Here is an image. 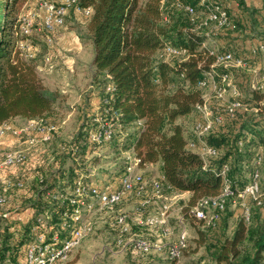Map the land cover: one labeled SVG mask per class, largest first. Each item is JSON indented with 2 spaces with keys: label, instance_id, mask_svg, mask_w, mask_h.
Masks as SVG:
<instances>
[{
  "label": "trees",
  "instance_id": "1",
  "mask_svg": "<svg viewBox=\"0 0 264 264\" xmlns=\"http://www.w3.org/2000/svg\"><path fill=\"white\" fill-rule=\"evenodd\" d=\"M26 1L0 0V125L11 124L18 117L46 118L53 122L51 118L58 92L46 86L36 63L24 58L18 48L22 24L20 12ZM235 1L240 5L245 2ZM171 2L174 9L180 8L181 13L190 15L192 13L186 9L187 6L194 8L195 13L199 6L207 7L209 3H202L201 0ZM213 2L226 9L223 0ZM79 4L83 8H92L87 29L93 47V82L99 86L101 96L98 113L93 117L96 122L92 120L89 125L84 120L82 123V128L87 131L83 138L87 140V150L106 147L118 138L112 148L118 149L120 155H127L120 162L118 172H110L111 179L116 180L117 184L126 171L129 156H137L142 164L159 163L157 180L162 184V189L190 193L183 219L185 224L189 220L200 224L196 225L195 243L197 247L205 248L212 264H264V217L261 216L264 213L261 185L264 92L253 90L251 98H239L247 108H235L233 114L228 109L224 110V114L220 113L222 121L204 135V139L216 150L215 155L206 159L190 146L184 127L178 123V119L191 114L198 104L206 102L201 81L207 83L213 79L221 82L225 74L231 76L229 67L217 61V55L221 52L235 54L228 49L232 46L218 49L208 47L206 36L193 28L191 20L175 17L163 0H79ZM253 11L257 18L264 17L261 9ZM240 16L238 20L229 16L235 30L245 22L242 14ZM169 48L177 50V53L170 52ZM253 49L252 55L264 53L263 49L257 52ZM242 60L247 64L252 62L250 58L242 57ZM103 125L111 126L113 134L109 139L97 142L92 134L102 129ZM132 125L136 128L133 134L122 131V128ZM117 131L121 133L117 135ZM53 139L44 143H50ZM80 152L82 148L78 135L73 142L65 143L64 156L68 155L72 164L69 168L61 166L57 169L61 178L56 176L51 181L50 177L37 173L36 182L29 187L19 178L10 177L5 181L0 191L3 197L0 206L7 205V210H0V263L8 260L28 264L27 248L41 235L50 240L60 230L61 237L64 231L68 232L65 237L68 236L76 207L72 201L75 183L80 177H85L84 173L79 172L82 169L78 160ZM259 156H262L260 163ZM94 162H98V159ZM224 166H228L226 176L221 173ZM256 171L260 173L259 185L262 190L260 202L254 200L257 213L254 216L249 208L250 219L247 221L244 208L243 215L236 219L233 231L228 234L224 216L227 202L230 197L238 196ZM86 181L114 186L107 180L93 182L86 178ZM226 182L234 194L226 200L224 209L214 210L219 217L210 224L194 218L190 209L203 197L219 195ZM151 186L152 183L147 185V189ZM25 189L36 192V197L22 195L17 198V194H22ZM146 193L142 196L132 193L138 198L137 205ZM11 198L17 199L9 205ZM152 203L146 207L144 215L148 214ZM27 207L33 208V212L26 221L19 223L12 218L13 212ZM3 220L7 221L6 225L1 224ZM175 224L174 229L176 227L178 232L172 242L177 241L181 230L179 218ZM138 229L162 235L158 226L145 225ZM247 240L250 242L249 248L245 246ZM118 244L122 246L119 240ZM188 244L189 234L182 255ZM126 247L132 249L131 245ZM166 253L171 261L179 260L171 258L167 247Z\"/></svg>",
  "mask_w": 264,
  "mask_h": 264
},
{
  "label": "rangeland",
  "instance_id": "2",
  "mask_svg": "<svg viewBox=\"0 0 264 264\" xmlns=\"http://www.w3.org/2000/svg\"><path fill=\"white\" fill-rule=\"evenodd\" d=\"M53 1L61 2L62 0ZM163 2L170 10V13L171 10L174 12L175 17L182 18L184 21L191 20L193 28L206 36L205 43L208 47L218 49L228 45L232 46L228 49L235 54L233 60L227 63L231 73V82H226L225 93L222 96L217 93L213 79L203 86L205 101L213 115L224 114V110L236 98H251L253 90L264 92V53L260 52L256 55L251 53V49L258 46L259 42L264 43V17L258 19L255 11H253L255 8L248 5L246 0L242 5L237 4L235 0H223L230 17H235L238 20L241 18L240 14H242V17L245 18V22L240 19L243 24L241 23L239 28L235 30L234 26L221 24L219 20L212 18L214 13V8L212 7L209 9L208 7L199 6L196 12L190 15L186 12L181 13L180 8L174 9L171 6V0H163ZM204 2H207V0ZM209 2L214 3L213 0H209ZM45 14L46 9L39 3V0H27L24 3L20 17L27 16L31 18L33 26L29 35L23 34L22 30H20L18 48L24 58L32 60L42 68L38 71L46 86L58 92L51 120L58 125L59 129L51 143L43 144L31 149L30 152L28 151L26 163L0 169V191L5 185V181L15 176L24 180L27 187L31 186L33 183L29 182L28 184L27 179L24 177L28 168H32V170L38 169V171L46 172L47 174L50 173L51 164L55 160L53 158L61 156V153L58 152V144L73 142L77 135L82 148L80 157H78L82 167L79 172L89 174L91 170V172H95L94 176H99L103 172L115 174L119 170L120 162L127 155V153L120 155L118 154V149L112 148V144L117 143L118 138L106 147H93L89 151L87 150V140L83 139L87 132L82 128L84 126L82 125L83 121H88L89 125L92 124V120L96 122L93 117L99 110L95 107V102L91 103L92 101L88 95L90 91L87 89L95 74V70L90 65L93 47L87 29L88 15L71 8L65 16V22L51 32L44 27ZM29 54H33V57H30ZM47 57L50 59L46 60ZM242 57L250 58L252 62L247 64L242 61ZM80 92H84L87 98L84 105L77 101V95ZM201 119L202 116L197 110L178 119V123L184 127L186 136L190 141L198 142L196 124ZM26 124L27 120L22 117H18L11 123L17 129L23 128ZM135 130V125L122 128L125 134H133ZM118 133L120 134L121 132L117 131V135ZM16 145L17 143L11 147L7 146L3 139L0 138V161L3 160L6 151L19 149ZM56 153L57 155H55ZM62 154L64 155V153ZM65 156L69 157L68 155ZM95 159H98V162H94ZM35 173L37 174V172ZM33 174L34 172L30 173V175ZM159 174V163L146 162L143 166V175L148 185L157 180ZM33 179L34 177L29 180ZM110 181L112 182V179ZM261 185L263 187V191H261L264 193V162L261 167ZM151 187L147 189L146 194H150ZM21 196L20 193L17 194V198ZM189 197V193L170 191L163 188L161 194L154 198L152 205L148 209V214H157L160 206L169 204L170 225L176 226L175 222L179 216L184 217V207ZM17 198H11L9 205L14 204ZM137 202L138 198L131 193L115 207L98 208L89 217L85 215V220L91 227L89 232L80 244L73 248L68 257L59 262V264H212L205 248L197 247L195 243L197 236L196 225L199 224L195 220L194 222L192 220L186 222L189 234L187 249L179 260L176 262L171 261L167 256L166 245L164 244L176 239L178 229L175 227L174 233L167 237L152 234L145 229H138L139 226L145 225L137 223L138 215L135 210ZM254 205V199L249 196H233L229 198L226 212H224L228 234L233 231L232 228L236 219L243 215L246 206L251 208L254 216L256 215L257 208L254 210ZM5 209L7 210V205L0 206V210ZM262 210H264V207ZM22 211L24 210L19 212ZM119 214L127 215L131 226L130 234H124L116 223V217ZM261 216L264 217V213H261ZM6 222V220H3L1 224L6 225ZM67 233L66 231L62 232V238ZM133 234H142L154 244H163L164 246L151 253H141L134 250V248L129 249L118 244L119 239L127 240ZM245 246L250 247L248 240L245 242ZM0 264L17 263L2 260Z\"/></svg>",
  "mask_w": 264,
  "mask_h": 264
},
{
  "label": "built area",
  "instance_id": "3",
  "mask_svg": "<svg viewBox=\"0 0 264 264\" xmlns=\"http://www.w3.org/2000/svg\"><path fill=\"white\" fill-rule=\"evenodd\" d=\"M204 2L205 0H201ZM209 2V0H207ZM39 3L45 7L46 14L44 17V27L53 32L57 26L62 25L65 22V16L69 9L73 8L75 11L83 12L89 15L92 12L91 7H81L79 0H62L61 2H55L53 0H39ZM206 3V2H204ZM212 3H207V7L210 9L214 8L212 18L219 20L221 24H227L234 26L232 20L229 18V14L226 9L222 6ZM186 9L194 13V8L187 6ZM21 24L22 33L29 35L32 31V19L23 16ZM259 49L264 50V43L260 42L258 46H255L253 51L257 52ZM170 52L177 53V50L169 48ZM33 57V54H29ZM234 54L232 52H221L217 55V61L225 64L233 60ZM50 58L47 57L46 60ZM244 61V60H242ZM241 63V61H239ZM245 62V61H244ZM215 81V80H214ZM226 82H231V76L225 74L221 82H214V86L217 93L222 96L226 91ZM201 85H205L206 82L201 81ZM246 107L239 98H236L228 106L230 114L234 113L235 108ZM202 116L196 124V131L198 134V142L190 141V146L197 149L201 155L206 159L208 156L216 154L215 148L209 145L204 139V135L210 132L215 124L222 121L223 117L221 114L213 115L207 103L198 104L196 109ZM58 125L54 122H50L46 118H32L27 121L26 126L17 129L9 123L0 125V138L5 136L7 132H23L32 131L34 132L27 139L28 147L20 148L17 150H9L4 153L3 160L0 161V169L11 166H19L27 162L28 148L35 146L40 142H49L53 139L55 133L58 131ZM113 134L111 126L103 125L102 129L93 132L92 138L97 142L109 139ZM129 163L127 165L125 173L120 179V183L116 186H102L94 183H88L85 177L77 179L74 187L75 197L72 201L76 204L74 212L72 214V223L67 225L70 227V231L67 237H61V231H56L50 240L41 235L39 240L30 244L27 248L26 260L28 264H59L62 260L68 257L70 252L77 245L80 244L82 239L90 230V226L85 220L87 213H92L98 208L112 207L114 204L120 202L128 194L134 193L137 196L147 191V181L143 175V166L146 163L141 162V159L137 156H129ZM262 156H259L258 162L260 163ZM143 165V166H142ZM228 166H224L221 170L223 176H226ZM260 173L256 171L253 179L245 185L243 190L238 193L239 197L249 196L254 200H259L261 196L260 185H259ZM22 185V183H19ZM162 184L159 180L152 182V190L150 194L145 197H141L139 204L136 206L137 211V223L141 225H147L150 227L158 226L161 229L162 235L167 237L174 233V226L170 225V205L163 204L157 214H146V207L154 201L156 196L161 194ZM234 194L231 186L226 182L224 189L217 196H207L201 198L195 206L190 209V214L197 220H203L207 224L219 217V213L214 210H222L225 207L226 200ZM3 201V197L0 195V202ZM260 202V200L258 201ZM246 220L250 219L249 207H245ZM116 223L120 226L121 231L124 234H130L131 226L127 219L126 214H119L116 219ZM181 230L177 241L168 242L166 245L169 255L171 258L179 259L182 255V249L186 245L188 237V230L184 222L183 217L179 218ZM119 243L123 247L131 245L134 250L148 253L161 249L163 244H154L153 242L142 237L140 234H133L128 237L127 240L119 239Z\"/></svg>",
  "mask_w": 264,
  "mask_h": 264
},
{
  "label": "crops",
  "instance_id": "4",
  "mask_svg": "<svg viewBox=\"0 0 264 264\" xmlns=\"http://www.w3.org/2000/svg\"><path fill=\"white\" fill-rule=\"evenodd\" d=\"M246 2L248 3V5H250V6H252L253 8H255V9H261V11L262 12H264V0H246ZM257 15V14H256ZM258 16V15H257ZM260 17V16H259ZM259 19V18H258ZM260 43V42H259ZM92 59H93V51H92V54H91V57H90V65H91V67H92V69H94V66H93V64H92ZM37 69L38 70H41L42 68L40 67V66H38L37 65ZM88 88V91H90V93L88 94L89 95V99L92 101L91 103H94L95 102V107H97L98 108V106H99V104H100V99H101V96H100V92H99V90H100V88H99V86L96 84V83H94L93 82V80L91 81V83L87 86ZM52 89V88H51ZM85 99H87L86 98V96H85V94H84V92H80L78 95H77V101H78V103H80V104H82V105H84V103L86 104V100ZM194 112V111H193ZM192 112V113H193ZM17 119V118H16ZM15 119V120H16ZM25 120H29V119H25ZM17 127V126H16ZM18 129H20V128H18ZM34 132H32V131H23V132H10V133H8L7 135H5V136H3L1 139H3V141H4V143H5V145H9L10 147L11 146H14L16 143H17V145L16 146H18V148L20 149V148H22V147H24V148H26V147H28V141H27V139H28V137L30 136V135H32ZM55 138V137H54ZM18 143H20V145H18ZM51 143V142H50ZM43 144H46V143H43V142H40V143H38L37 145H35V146H30L29 148H28V151L30 152L31 151V149H33V148H36V147H38V146H41V145H43ZM58 147H59V150H58V152L59 153H61V156L60 157H54L53 159H55V160H53V164H51V170H50V173H46V172H41V171H38V169H34V170H32V168H28V170L26 171V173L27 174H24V177L27 179V183L29 184V182L30 183H34V182H36V179H35V176H36V173L35 172H37V173H41V174H43L44 173V175L46 176V177H50L51 178V181H53L54 180V177H56V178H61V173L60 172H57V169L59 168V167H67V168H69L68 167V165L71 163L70 162V159L68 160V157H66V156H64L62 153H64L65 152V143H63V144H58ZM55 155H57V153L55 154ZM57 159V160H56ZM59 161V162H58ZM26 170V169H25ZM32 172H34V174L33 175H30V173H32ZM56 172V173H55ZM95 175V172H91V170L89 171V174H85V178H88L89 180H91V181H93V182H96V179H97V182H101V181H103V180H107V181H110L111 180V176H110V173H106V172H103L101 175H99V176H94ZM34 177V179L33 180H29L30 178L32 179ZM15 179H17L16 178V176L14 177ZM65 180V179H64ZM33 181V182H32ZM112 183H113V185L114 186H116L117 185V182H116V180H112ZM64 189H69L68 187H65ZM22 194L21 195H23V196H25V197H32V198H34V197H36V192H33V191H28L27 189H25L24 191H22L21 192ZM185 193H189V192H185ZM190 194V193H189ZM24 211H22V212H19V211H15V212H13V214H12V218H14V220H16V221H18L19 223L21 222V223H23L24 221H26L30 216H31V214H32V212H33V208H25V209H23ZM21 211V210H20ZM92 213H87V216L89 217L90 215H91ZM26 215V216H25ZM87 217V218H88ZM179 218H180V216H179Z\"/></svg>",
  "mask_w": 264,
  "mask_h": 264
}]
</instances>
